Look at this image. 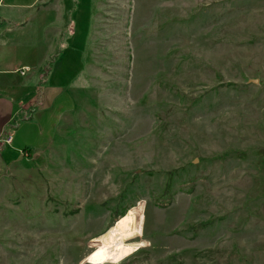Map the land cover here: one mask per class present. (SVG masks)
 Instances as JSON below:
<instances>
[{
  "label": "rangeland",
  "instance_id": "obj_1",
  "mask_svg": "<svg viewBox=\"0 0 264 264\" xmlns=\"http://www.w3.org/2000/svg\"><path fill=\"white\" fill-rule=\"evenodd\" d=\"M37 2L6 0L0 14L18 63ZM51 3L39 23L61 26L62 11L77 23L64 37L81 45L77 71L102 7L104 73H54L65 93L29 135L54 152L0 157V264H264V0ZM68 66L64 53L56 72ZM131 208L139 234L99 246Z\"/></svg>",
  "mask_w": 264,
  "mask_h": 264
},
{
  "label": "crops",
  "instance_id": "obj_2",
  "mask_svg": "<svg viewBox=\"0 0 264 264\" xmlns=\"http://www.w3.org/2000/svg\"><path fill=\"white\" fill-rule=\"evenodd\" d=\"M37 1L36 9L34 10L35 14L31 17L30 22L29 45L30 47L32 46V49L30 50V54L26 55L28 59L18 63L17 57H14L17 48L14 41L10 42L0 39V136L3 137L2 135L11 133H7V128L13 123L12 120L15 119L18 121V127H23L25 133L23 139L17 140L16 145H13L15 139L12 136V142L1 147L0 152L6 146L11 145V148L5 150L4 154L1 152L0 157L11 156L13 158L15 156L14 151L20 156L22 150H24L25 152L27 151L26 155L28 156H21H23L24 159L33 160L36 158H43L40 156L45 152H54L51 138H45V140L41 139L37 143H32L34 142L33 139L29 138V135L31 134L30 132L35 131L37 135L41 132L39 128H37L38 131L36 129L34 130L32 123L34 121H47L50 117L49 111L53 109L56 100L65 93L66 88L63 83L54 84L50 82L54 73L62 76V79H67L72 77L73 74H71L70 71L74 70V74L86 73L88 74V78L92 80L101 78L104 73L102 64L103 42L101 37L95 36L97 34L96 30L101 29L100 27L102 26V15L104 13L102 7L99 12H96L97 10H95L90 14L91 17L94 15L93 29L95 35L93 40L89 41L88 39L85 42V47H89L86 52L88 55L85 62L87 63V66L82 67L80 71H77L78 66L77 61L75 62V53H79L76 48H80L81 45L80 43L75 44V42L70 41L68 43L64 42V37L71 36L74 33L77 23L68 20L65 11H62L61 21L63 23H61V26L58 27L56 25L48 24L44 28V24L39 23L40 16H43L46 13L45 15L49 17L50 14H53L51 12L52 3L51 0ZM59 5H63V3L59 2ZM7 7L9 6L6 3V0H0V14L2 13V10ZM69 11H72L73 15L79 21L86 17L76 8H69ZM2 20L6 19L2 18ZM5 27H8V25ZM11 27L12 25H9L8 34H10L12 30ZM2 31H5V28H3ZM2 37L9 36L6 33ZM9 43L13 44L9 45ZM6 48L11 50L13 58L8 59L4 57V51ZM61 48H63L62 51ZM57 49L58 52L56 51ZM64 53L69 59L68 70L67 72L58 73L56 72L57 61L64 55ZM21 69L25 70L24 75H21L18 72ZM110 78H112V76H110ZM28 94L30 95V99L26 101L25 95ZM22 99L23 101H21ZM64 112L65 111L61 110L60 114ZM66 120L70 123L69 117H66ZM43 135V137H46L44 133ZM60 147L62 146H59L56 149H59Z\"/></svg>",
  "mask_w": 264,
  "mask_h": 264
},
{
  "label": "bare ground",
  "instance_id": "obj_3",
  "mask_svg": "<svg viewBox=\"0 0 264 264\" xmlns=\"http://www.w3.org/2000/svg\"><path fill=\"white\" fill-rule=\"evenodd\" d=\"M137 215L136 211L131 208L125 216L119 218L94 241H97L102 247L120 248L128 245L127 241L139 234V217Z\"/></svg>",
  "mask_w": 264,
  "mask_h": 264
},
{
  "label": "built area",
  "instance_id": "obj_4",
  "mask_svg": "<svg viewBox=\"0 0 264 264\" xmlns=\"http://www.w3.org/2000/svg\"><path fill=\"white\" fill-rule=\"evenodd\" d=\"M21 75H24L25 74V70L24 69H21L18 71ZM12 142V135L11 134H7L3 137H0V148L5 146V145H8Z\"/></svg>",
  "mask_w": 264,
  "mask_h": 264
},
{
  "label": "trees",
  "instance_id": "obj_5",
  "mask_svg": "<svg viewBox=\"0 0 264 264\" xmlns=\"http://www.w3.org/2000/svg\"><path fill=\"white\" fill-rule=\"evenodd\" d=\"M123 215V214H122Z\"/></svg>",
  "mask_w": 264,
  "mask_h": 264
}]
</instances>
